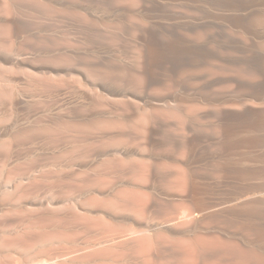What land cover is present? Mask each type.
I'll return each mask as SVG.
<instances>
[{"label":"bare ground","instance_id":"1","mask_svg":"<svg viewBox=\"0 0 264 264\" xmlns=\"http://www.w3.org/2000/svg\"><path fill=\"white\" fill-rule=\"evenodd\" d=\"M0 264H264V0H0Z\"/></svg>","mask_w":264,"mask_h":264},{"label":"rangeland","instance_id":"2","mask_svg":"<svg viewBox=\"0 0 264 264\" xmlns=\"http://www.w3.org/2000/svg\"><path fill=\"white\" fill-rule=\"evenodd\" d=\"M92 7L93 6H90L89 8L92 9V10H94V11H101V9L98 8V7H93V8ZM156 162L157 163H161V164H158V166H162V165L169 166V164H170V160H168L167 158H164V157H162V158L159 157ZM214 223H221V222L220 221H215Z\"/></svg>","mask_w":264,"mask_h":264}]
</instances>
